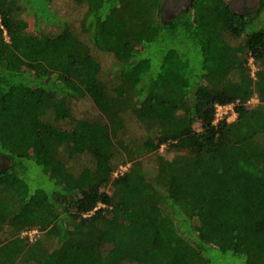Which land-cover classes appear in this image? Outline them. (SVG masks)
Segmentation results:
<instances>
[{"label": "trees", "instance_id": "obj_1", "mask_svg": "<svg viewBox=\"0 0 264 264\" xmlns=\"http://www.w3.org/2000/svg\"><path fill=\"white\" fill-rule=\"evenodd\" d=\"M71 1L0 0V264H264V0Z\"/></svg>", "mask_w": 264, "mask_h": 264}, {"label": "rangeland", "instance_id": "obj_2", "mask_svg": "<svg viewBox=\"0 0 264 264\" xmlns=\"http://www.w3.org/2000/svg\"><path fill=\"white\" fill-rule=\"evenodd\" d=\"M227 1L230 2L232 0H227ZM252 3L253 4L251 5V7H252L251 9H253V11H254L257 4H258V0H254V2H252ZM51 6L56 10V12L62 18L69 20L74 26H78V20L80 19V17L82 16V13L85 10L84 4H77L71 0H52ZM241 8H243V5L238 6V5L234 4V9H239L238 11H240ZM162 18H163V20H167L166 17H162ZM25 21L27 24V31L33 32L34 27H33L32 17L31 16H25ZM44 30L45 31H49V30L52 31L53 28H49V26H45ZM95 55L97 56L98 60L101 62L103 68H108L110 66L111 57L109 55L100 54L99 52H96ZM249 68H250L251 74L256 70V65L252 62L251 59L249 60ZM86 110H90L93 114L96 113V110L93 107L90 100H86V98H85V99H81V100L77 101L74 104V108H73L74 116H81ZM232 119H233V117H231L229 120H232ZM194 127L197 128L198 124H195ZM133 130L135 132H137L138 128H133ZM164 148L165 147L161 146V148L159 149V153L161 155L165 156L166 158H170L172 156V154H170V153L166 154V152L164 151ZM29 153L31 156H33V158L41 159L44 161H46L47 157H48V155L46 154V151L43 149L32 148V149H30ZM0 160L2 161L1 158H0ZM145 165H146V161H145ZM125 168L123 167L120 170L123 171V169L125 170ZM119 173L120 172L117 170L116 174H119ZM10 184L13 185V189L16 191V193H18V195H21V193H24V187L22 186V184H20V183L14 184L13 182H11ZM106 191L111 192V187H109V185H106ZM134 215H135L136 219H138L140 221H145L144 219H142V215L140 214V212H135ZM152 227L155 228L154 225ZM19 236L21 238H25L21 235V233ZM232 263H235V262H230V264H232ZM237 264H239V263H237Z\"/></svg>", "mask_w": 264, "mask_h": 264}, {"label": "built area", "instance_id": "obj_3", "mask_svg": "<svg viewBox=\"0 0 264 264\" xmlns=\"http://www.w3.org/2000/svg\"><path fill=\"white\" fill-rule=\"evenodd\" d=\"M5 34V33H4ZM258 102V99L255 95H253L252 97H250L244 104L246 106H253L254 104H256ZM240 104V101L238 99H236L234 102L228 103V104H215L214 106V124L218 123L219 121L225 119L227 121H233L236 117L235 114V106ZM231 117H233L232 120H229ZM125 168V170L127 169L128 165H120L118 167V171L120 172L119 174H121L123 171H125L122 168ZM116 170V171H117ZM116 171L113 172V175L116 176ZM21 235L25 238H27L28 241L32 242L34 241V239L37 237L38 235V230L36 228L33 229H29V230H23L21 232Z\"/></svg>", "mask_w": 264, "mask_h": 264}, {"label": "flooded vegetation", "instance_id": "obj_4", "mask_svg": "<svg viewBox=\"0 0 264 264\" xmlns=\"http://www.w3.org/2000/svg\"><path fill=\"white\" fill-rule=\"evenodd\" d=\"M190 2L191 0H162L161 17H166L167 19L172 17L179 11L186 9ZM252 2L254 0H232L230 1V7L238 11L239 9H234V4L238 6L243 5V8L240 9V11H243L247 6L252 8ZM2 164L3 162L0 160V168Z\"/></svg>", "mask_w": 264, "mask_h": 264}]
</instances>
